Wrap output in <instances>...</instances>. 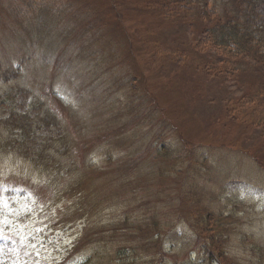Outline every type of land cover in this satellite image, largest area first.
I'll list each match as a JSON object with an SVG mask.
<instances>
[{
  "label": "rangeland",
  "instance_id": "obj_1",
  "mask_svg": "<svg viewBox=\"0 0 264 264\" xmlns=\"http://www.w3.org/2000/svg\"><path fill=\"white\" fill-rule=\"evenodd\" d=\"M188 1L0 0V264H264V124L230 111L264 117V62L208 71L238 9Z\"/></svg>",
  "mask_w": 264,
  "mask_h": 264
},
{
  "label": "trees",
  "instance_id": "obj_2",
  "mask_svg": "<svg viewBox=\"0 0 264 264\" xmlns=\"http://www.w3.org/2000/svg\"><path fill=\"white\" fill-rule=\"evenodd\" d=\"M234 4V6L238 9L236 13L233 14V16L230 17V22H227V27H225L224 23H219L217 26H215L213 29H210L206 32L204 37H201L200 39L196 40V42L194 43V47L195 49L198 47V44L201 42L204 43H208V46L202 51L205 54L208 53V49H209V41L212 39L211 38H216L217 36L222 37L223 39H225V43H227L228 37H232L233 38V42H235L234 46H235V50L233 51L232 47H228L227 45H225L224 43H222V45L224 46H217L216 47L220 50V53L218 55V57H223L226 58L224 55H228V59L226 61V65H224L223 63L220 64H213V66H211L210 64L206 66L207 70H212L211 72H215L216 74H213L215 76L218 75L219 72H222L224 70H226L228 68V70H230L232 73H234L236 70H238L239 68L244 69V63L243 60L245 58H251L254 60H259L264 62V47H260L259 45L253 43L254 41L249 40L250 38H257V39H261L260 44H264V17L263 15L255 14L254 11L256 9L261 10L262 7H264V0H231ZM189 3H191V0L188 1ZM205 2V8L202 7L199 9V11L203 13H205L207 16L212 14H215V12L213 11L212 7L210 5L211 0H204ZM181 7V6H180ZM183 7V6H182ZM185 9H179L177 6L173 7L172 9L168 8V12H167V17H169V12H179V13H184ZM207 12H210V14H208ZM195 14L194 10H192L191 12H189L188 14L184 15V17L189 18V17H193V15ZM202 16H204V14H202ZM242 17V18H237V17ZM216 31H220V34H217L216 36ZM210 34V35H209ZM209 40V41H208ZM202 44V43H201ZM218 50V51H219ZM213 51V50H211ZM234 53H238V54H234L233 56H230L231 52ZM244 55V57H243ZM211 59V58H210ZM235 70V71H234ZM239 71V70H238ZM252 90V89H251ZM260 91H258V93H253V95L251 93H247L249 96L245 99H243L242 102H235L232 103L231 106L229 104L230 107H232V109H230L231 112H234L233 115H235V118H238L241 122H243V124H247V123H251L254 125H263L264 124V117L263 118H259V117H254L252 119H245L240 117V113L241 111L246 107L245 103H243L244 101H248L253 103L254 105L257 104V102H260L261 97L259 96ZM155 94H150V98H148L151 102V104H153L154 100H158L157 96ZM147 97V95H146ZM153 99V102H152ZM159 106H162L161 104H157ZM245 105V107H243ZM165 126V124H164ZM152 147V146H151ZM164 149V148H163ZM260 164L264 165V163L260 162Z\"/></svg>",
  "mask_w": 264,
  "mask_h": 264
}]
</instances>
